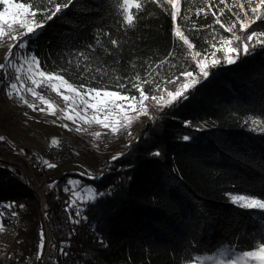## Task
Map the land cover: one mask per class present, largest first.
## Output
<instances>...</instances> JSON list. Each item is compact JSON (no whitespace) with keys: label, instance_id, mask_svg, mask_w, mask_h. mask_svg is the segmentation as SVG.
<instances>
[{"label":"trees","instance_id":"16d2710c","mask_svg":"<svg viewBox=\"0 0 264 264\" xmlns=\"http://www.w3.org/2000/svg\"><path fill=\"white\" fill-rule=\"evenodd\" d=\"M136 3L139 9L125 13L123 0H73L29 36L17 55L34 54L40 70L63 74L74 85L101 90L109 85L107 90L114 91L137 75L165 80L195 69L192 52L213 49L214 33L216 45L221 35L232 37L215 21L231 26L236 17L227 8H239L238 0H178L173 21L167 0ZM43 6L54 9L47 0ZM126 14L133 15L132 25L123 19ZM177 28L192 49L176 35ZM252 30L264 31V22L257 21ZM236 32L240 34L239 22ZM219 61L188 100L162 108L158 120L145 122L117 150L93 157V171L73 169L78 162L66 159L40 172L48 185L73 177L79 187L93 190L87 199L66 205L67 235L56 240L59 264H198L201 257L226 249L243 254L264 242V209H245L232 201L248 194L264 199V49L232 65L225 56ZM6 96L0 85V99ZM4 126L0 120V142L10 145ZM154 151L161 155H151ZM117 153L124 155L109 163ZM0 161L7 160L0 154ZM101 192L106 194L100 197ZM44 195L47 208L62 204L49 187ZM0 224V264H24L30 255L36 264L41 253L39 197L1 165Z\"/></svg>","mask_w":264,"mask_h":264},{"label":"snow or ice","instance_id":"6c2138e0","mask_svg":"<svg viewBox=\"0 0 264 264\" xmlns=\"http://www.w3.org/2000/svg\"><path fill=\"white\" fill-rule=\"evenodd\" d=\"M253 0H238L239 8L237 11H232L231 7L227 8V11L232 12L233 16L236 17V20L231 21V26L225 27V24L220 20L216 19L215 23L220 26V28L224 29L226 32L231 33L233 39L230 40L227 37L221 35L220 41L223 42L226 49L230 53L236 54L235 59L228 56L226 57V62L229 65L237 63L239 60L243 59L246 56L253 54L257 49H264V39H259V37H264V31H254L253 26L257 21L264 22V0H257L255 7H252ZM49 5L54 4V9L47 8L43 6V0H41V4H37V0H31V3H18L14 2V0H0V7L3 8V11H0V22L6 23L7 20L11 19L16 21L19 18V29H12L8 32H5L2 27H0V41L4 39L12 40L13 43L8 45V56L5 57L8 60L10 57H13L14 50L16 49H25L27 38L29 36L35 35V33L44 27L50 20L55 18L58 14H60L63 10L67 9L72 3L73 0H67V2L60 3L57 0H47ZM167 3L171 6L172 12L171 17L173 21L177 20L178 11L177 5L178 0H167ZM221 4L225 3V0H220ZM124 11L125 13H129V10L134 6L139 9L140 5L136 3V0H123ZM203 11V9L198 10ZM225 12V8L220 9V13L223 14ZM50 13V14H49ZM249 13H251V17H249ZM215 15V13H212ZM207 15V13H205ZM28 17H42L38 22L36 19H29ZM243 17V19H241ZM127 25L133 24V15L126 14L123 18ZM182 19H187V17H182ZM239 22L240 34L236 32V24ZM20 29H24L21 31ZM13 31H19V35H13ZM176 35L183 41L184 45H187L188 49H192L194 45L190 42L188 36L184 35L179 28L176 29ZM235 42V46L233 43ZM113 44H116L117 41H112ZM212 46H216L215 33L213 36ZM219 50V49H218ZM203 52L205 56L203 59L196 60L197 56H200L201 53L197 52L194 56L191 57L192 60L195 61V69L188 70L184 69L179 72L178 76L175 78H168L165 80L159 79H145L141 76L137 75L135 80H126L125 82L118 83L116 86V90H107L110 86L104 85L105 90H101L96 87L86 86L84 84L74 85L70 83L65 76L60 73L53 74L51 72L40 70L36 68L33 70V65L40 63L38 57L34 54L31 55V59L27 60L28 71L31 73L29 75V79L33 84H38L41 88L45 90L50 89L52 92H55L66 105H69L71 112L75 113V116L68 114L67 110H64V118L76 123L77 120H83L85 123H98L103 125L106 129H110L111 132L115 133L117 128V123L115 122V118L112 116L113 113L116 116L120 117V127H126L128 125V117L123 115V113L127 110H135L140 112L143 110L145 115H148V108L146 101L149 96L154 101L156 105L163 104L166 109H172L178 107L181 103L188 100L191 97L192 92L200 85H202L205 81L209 80L210 77L214 74L212 69L218 67L222 62L216 59H213L211 65H207L205 60H207L208 55L215 56V52H209L208 49H204ZM242 53V55H241ZM170 56L172 53L169 54ZM188 61L186 60L185 63ZM4 64H0V68H4ZM196 69H198V73H196ZM22 71V67H17V80H21V76L19 73ZM195 73V74H194ZM38 75L41 79L38 81L34 77ZM180 76L186 78L185 82L180 81ZM166 84L168 86H176L175 90H168L166 97L164 95H160L161 85ZM154 85V88L146 87ZM12 89L17 88V84L12 83L10 85ZM65 89L68 94H64L61 92V89ZM28 92H30L37 100L42 101L44 105L47 106V111L56 115L55 111H53L54 105L58 107V103L54 101L52 98H46L47 91L38 92L33 88H27ZM138 93L133 94V93ZM8 95H13V93L8 92ZM18 94V93H17ZM91 94V95H89ZM77 101H79V105L82 106L78 110ZM90 101H95V103H90ZM28 105L29 108H32L33 111L37 110V106L34 104H29L27 100L23 101ZM88 107L93 109V115L88 117L86 115V111ZM45 108H39V111L44 112ZM84 114H81V113ZM161 114H163V109L161 110ZM154 119L158 120L159 116ZM186 125H189L190 122H185ZM67 128V125H64ZM77 132L84 131L82 127H77L75 129ZM97 137L100 136V133L95 134ZM183 139L188 141L190 139L189 136H184ZM4 137L0 136V141H3ZM56 143V141H54ZM23 151V150H21ZM124 153H117L115 156L111 157L112 161L119 159L123 156ZM151 155L159 156L161 153L159 151H154ZM41 163L47 168L55 167L54 164L48 161H41ZM103 172L101 173V176ZM96 177H92L95 179ZM79 181L70 180L68 185L65 186V191L69 190L70 185H77ZM55 187V182L49 185V190ZM106 193H99L100 197L104 196ZM233 203L238 205L241 208L245 209H264V199L257 198L253 195H240L232 197ZM71 206V205H70ZM23 208V205H20ZM67 210V209H66ZM77 215H80V210L77 209ZM79 223V220L75 221ZM3 230V225L0 224V231ZM102 242V241H101ZM44 245V233L41 229V241L39 248L43 249ZM61 252L63 255H67V252L64 251L63 245L61 247ZM225 253H221L224 255ZM239 259H244L245 261L248 258L256 261V264H264V242H260L258 248L255 250L245 251L243 252V257H237ZM37 259H40V253L38 252ZM229 264H236V261H230Z\"/></svg>","mask_w":264,"mask_h":264},{"label":"rangeland","instance_id":"374dc122","mask_svg":"<svg viewBox=\"0 0 264 264\" xmlns=\"http://www.w3.org/2000/svg\"><path fill=\"white\" fill-rule=\"evenodd\" d=\"M257 0H253L252 7H255ZM3 11V8L0 10ZM31 19V17H28ZM19 18L16 21L11 19L7 20L6 23L0 22V27L4 29L5 32H8L12 29H19ZM24 31V29H20ZM19 31H13V35ZM232 40L233 37H227ZM259 39H264V37H259ZM8 40V39H7ZM7 40L0 46V59L4 58L8 55V45L11 41ZM234 46V43L233 45ZM219 49V50H218ZM209 52H215V56L208 55L205 63L207 65H211L213 59L219 60L220 57H233L234 53H230L227 51L225 45L221 41L217 44L213 49ZM197 52L193 51L192 56H194ZM18 56V55H17ZM205 56L201 54L196 57V60L203 59ZM31 56L25 57L19 56L15 61V71L17 67H22V71L19 73H25L27 80L29 79V75L31 74L28 71L27 60H30ZM195 62V61H194ZM38 67V64L33 65V70ZM2 72L4 74L3 68ZM196 73H198V69H196ZM195 74V73H194ZM38 81L41 79L38 75L34 77ZM186 78L181 77L180 81L185 82ZM31 81V80H30ZM19 83H22V79L19 80ZM3 79L0 82V85H3ZM4 95L8 92L13 93V95L6 96V100L0 99V120L4 123V127L7 131L4 132L7 134V137L10 140V145L6 143L0 142V154L1 157H5L7 161L12 163H16L19 167L27 168L31 167L34 174L37 176V179L40 181H44L45 176L40 175L41 171H45L46 167L41 163V161H48L52 164H58L51 162L48 156H45L42 150L43 140L47 141L49 145H54V141H57L60 137H65L71 140L75 144V152L76 157L75 160L79 165H73V169H80L83 172L93 171L96 166L95 156L101 154V151L104 152H113L118 149L120 145L123 144V140L131 135L136 129L140 128L145 122H149L153 119L159 111L164 108V105H156L154 101L151 99V96L148 97L146 103L149 105L148 115L143 113V110L137 112L135 110H127L123 113L128 117V125L126 127H120V117L116 116L115 113L112 116L115 118V122L117 123L118 130L113 133L110 129H106L103 125L98 123H85L83 120H77L76 123L65 119L64 117H58L56 115H52L47 111V106L43 104L42 101L39 100H27L29 104H34L37 106V110L33 111L32 108H29L27 104L23 101L26 100L20 95V88L12 89L10 85H5ZM174 86H166L163 85L161 87L160 95H164L166 97L168 90H175ZM3 89V88H2ZM1 89V90H2ZM61 92L64 94H68L65 89H61ZM18 93V94H17ZM91 95V94H89ZM90 103H95V101H90ZM78 110L82 106L79 105V101H77ZM39 108H45L44 112L39 111ZM53 111L55 109L53 108ZM68 114L75 116V113L71 112L70 107ZM81 114H84L83 112ZM86 115L91 117L93 115V109L88 107L86 111ZM67 125V128L64 127ZM25 126V127H23ZM77 127H82L85 129L84 131L77 132L75 129ZM100 133V136L97 137L95 134ZM2 136V133L0 134ZM43 138V139H42ZM8 140V141H9ZM18 144L23 150V147H26V151H22L21 154H15L13 146ZM10 146V148H9ZM113 149V150H112ZM12 150V153H10ZM6 153H9L6 155ZM72 159V158H70ZM53 161V160H52ZM60 163V162H59ZM43 168H39L40 166ZM66 168V167H65ZM35 169L37 171L35 172ZM70 180L77 179L73 177H68L65 183L55 182V187L52 188L54 191L55 199L60 200L62 204L70 205L77 200H85L89 196L93 195V190L91 187H87L83 185L79 187L77 185H70L69 190L65 191V186L68 185ZM48 189L49 185L44 182ZM52 184V183H51ZM43 190V192L45 191ZM221 253H225L221 255ZM243 257V254L233 252L230 249H226L223 251H219L213 255H207L206 257H201V263L198 264H229L230 261H236V264H256V261L248 258L246 261L244 259H239L237 257Z\"/></svg>","mask_w":264,"mask_h":264},{"label":"built area","instance_id":"2783aa9c","mask_svg":"<svg viewBox=\"0 0 264 264\" xmlns=\"http://www.w3.org/2000/svg\"><path fill=\"white\" fill-rule=\"evenodd\" d=\"M0 41V46L6 41ZM8 56V55H7ZM6 57V56H5ZM4 58L0 59V64H4L3 68V82L1 85L2 92H4L5 85H11L12 83L17 84V87L20 88V95L26 100H37L30 92H28L27 88H33L38 92L47 91L46 98H52L54 101L58 103V107L54 105L56 116L63 118L64 110L69 111V105H66L63 100L50 89L45 90L41 88L38 84H33L32 81L27 80L26 74H19L22 78V83H19V80L16 79L17 72L15 71V61L17 59V51L14 50L13 57H10L8 60ZM25 127V126H23ZM43 139V138H42ZM43 153L45 156H48L51 162L59 163L63 160L70 159L75 160L76 152H75V144L65 138L60 137L54 145H49L45 139L43 140ZM15 154H21V148L18 144L13 146ZM53 160V161H52ZM0 165L6 169H9L15 172V169H19V173H17L18 177L26 184L28 188L35 191L39 197V214L42 224V230L44 233V245L43 249L40 253V259L36 264H59L56 257V240L58 237H64L67 235L68 231V223H69V212L65 204H61L59 207H46V197L44 195L43 190L46 187L44 181H40L37 179V176L34 174L31 167H19L16 163H12L10 161L1 162ZM40 169L43 168L41 165ZM37 169H35V172ZM46 190V189H45ZM34 258L30 255L24 264H33Z\"/></svg>","mask_w":264,"mask_h":264},{"label":"water","instance_id":"95a60500","mask_svg":"<svg viewBox=\"0 0 264 264\" xmlns=\"http://www.w3.org/2000/svg\"><path fill=\"white\" fill-rule=\"evenodd\" d=\"M15 173H16V174L19 173V169H15Z\"/></svg>","mask_w":264,"mask_h":264}]
</instances>
